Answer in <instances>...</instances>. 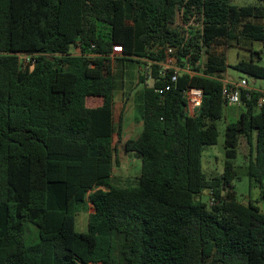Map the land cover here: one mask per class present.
Returning a JSON list of instances; mask_svg holds the SVG:
<instances>
[{"label":"trees","instance_id":"obj_1","mask_svg":"<svg viewBox=\"0 0 264 264\" xmlns=\"http://www.w3.org/2000/svg\"><path fill=\"white\" fill-rule=\"evenodd\" d=\"M232 1L0 0V264H264L263 93H242L244 111L225 128L222 173L208 179L201 171V147L216 144L227 106V49L264 46L263 5ZM168 47L194 75L170 82ZM249 51L233 69L264 79L261 52ZM126 60L143 61L138 83L152 84L141 93L139 135L121 142L114 62L123 68ZM189 88L202 91L192 116ZM114 136L141 162L123 186L111 184ZM241 138L246 177L259 187L245 204L232 186ZM203 191L210 205L199 200ZM86 199L92 212L77 232ZM27 224L37 229L32 244Z\"/></svg>","mask_w":264,"mask_h":264},{"label":"rangeland","instance_id":"obj_2","mask_svg":"<svg viewBox=\"0 0 264 264\" xmlns=\"http://www.w3.org/2000/svg\"><path fill=\"white\" fill-rule=\"evenodd\" d=\"M232 4L235 6H245V5H263V1L258 0H233ZM264 23V18L260 21ZM193 23V22H192ZM179 24V18L176 20L175 25ZM193 25V24H192ZM249 49L253 51L261 52V59L256 60L259 65L264 66V46L260 42L252 43V46L248 49L246 47L231 46L227 49V69L223 75V80L229 83L240 82L244 79L248 83V87L251 90H261L264 92V79H254L248 77L233 69V66L240 60H248L251 56ZM73 54H78L75 48L71 49ZM116 55V57H121ZM204 59L202 58L201 61ZM118 67H117V66ZM114 75L117 82V88L115 91V99L113 105V117L115 129L119 123V117L122 115V139H130L129 136L134 135V130L130 133V127H134L135 120L137 123L140 122V98L141 93L144 88V84L151 86L152 82L146 79L145 83H138V76H145L146 66L143 64H137L131 61H124L123 68L121 67V62H114ZM124 97L127 98L123 102ZM129 99V100H128ZM87 106L94 107L95 104H91L87 101ZM122 104L123 107H122ZM244 111L241 104H235L232 106H224L222 110V117L215 122L217 129V141L215 145L212 146H202L201 147V171L206 178H214L219 176L223 171L224 165V133L226 125L229 122H234L239 117L240 113ZM136 123V124H137ZM142 126L139 125L138 132H140ZM129 133V134H128ZM121 139V142H122ZM121 142L118 141L117 137L114 136L113 143L115 147L116 158L118 160V165L114 167L113 175L111 179L112 185H125L128 182H132L138 176L140 171L141 162L139 159L132 157L131 155H126L122 150ZM248 154L249 145L244 138H241L238 146V155L234 161V165L238 170L239 180H235L232 183L233 192L237 201L241 203H246L248 198L255 200L259 196V187L255 182L249 185L248 178L246 177V168L248 164ZM199 200L207 205H210V194L208 191H203L200 194ZM261 207H264V202L260 203ZM78 215L75 222V230L77 232H85L87 230V216L92 212L91 205L88 199L84 203L78 205ZM264 234V233H263ZM37 229L31 225L27 224L25 227V241L27 244H32L37 240Z\"/></svg>","mask_w":264,"mask_h":264},{"label":"built area","instance_id":"obj_3","mask_svg":"<svg viewBox=\"0 0 264 264\" xmlns=\"http://www.w3.org/2000/svg\"><path fill=\"white\" fill-rule=\"evenodd\" d=\"M122 48L120 46H113L112 48V57L122 54ZM174 49L173 48H167L165 51V59L162 63V68L164 70H172L173 73L170 77V82L174 83L177 80V77L181 73H188L191 75H194L195 73L192 71H189L188 69L182 70L180 67L177 66L176 60L173 56ZM31 56L27 55H21L20 59H25L26 62L30 61ZM224 83L223 89H222V96L227 104V106H232L235 104H241V95L242 93H248L251 91L248 87V83L246 80L241 79L240 82L236 83H229L225 80H222ZM170 85H166L162 88L156 89L157 94H163L164 92L168 91L170 89ZM248 95V94H247ZM183 98L186 102V112L189 116H192L194 114V111L197 107L200 106L202 102V91L200 89L196 88H189L183 92ZM264 102V93L263 97L261 99V103ZM261 103L259 105H261Z\"/></svg>","mask_w":264,"mask_h":264},{"label":"crops","instance_id":"obj_4","mask_svg":"<svg viewBox=\"0 0 264 264\" xmlns=\"http://www.w3.org/2000/svg\"><path fill=\"white\" fill-rule=\"evenodd\" d=\"M75 50H76V52H79L77 48H75ZM250 90H251V89H250ZM251 91H256V92L264 93V92L261 91V90H251ZM114 99H115V96H114ZM115 100H116V99H115ZM126 100H127V98L124 97L123 102H125ZM128 100H129V99H128ZM123 105H124V104H122V107H123ZM136 123H137V121L135 120V125H134V127H130V129H131V130H130V131H131L130 133H132L133 130H134V133H135L134 135L129 136L130 139H135V138L139 135V133H140V132H138L137 130H138V128H139V125L142 126V124H140V122L137 123V124H136ZM121 127H122V124H121ZM128 134H129V133H128ZM124 140H126V139L123 138L122 141H124Z\"/></svg>","mask_w":264,"mask_h":264}]
</instances>
